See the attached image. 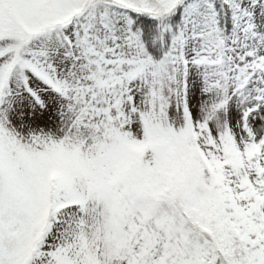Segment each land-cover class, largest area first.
<instances>
[{"label": "snow or ice", "instance_id": "6c2138e0", "mask_svg": "<svg viewBox=\"0 0 264 264\" xmlns=\"http://www.w3.org/2000/svg\"><path fill=\"white\" fill-rule=\"evenodd\" d=\"M0 264H264V0H0Z\"/></svg>", "mask_w": 264, "mask_h": 264}]
</instances>
